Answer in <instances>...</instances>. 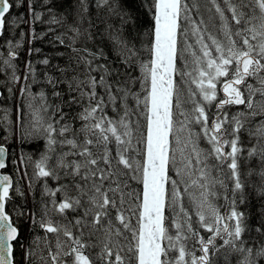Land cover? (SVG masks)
<instances>
[{
	"label": "snow or ice",
	"instance_id": "obj_1",
	"mask_svg": "<svg viewBox=\"0 0 264 264\" xmlns=\"http://www.w3.org/2000/svg\"><path fill=\"white\" fill-rule=\"evenodd\" d=\"M17 249L264 264V0H0V264Z\"/></svg>",
	"mask_w": 264,
	"mask_h": 264
},
{
	"label": "trees",
	"instance_id": "obj_2",
	"mask_svg": "<svg viewBox=\"0 0 264 264\" xmlns=\"http://www.w3.org/2000/svg\"><path fill=\"white\" fill-rule=\"evenodd\" d=\"M21 11H22V9H21ZM13 12H15V9H13ZM37 46H39V44ZM22 256H23L22 251L19 250V249H17V251H16V258H17V260H20L21 261V264H22Z\"/></svg>",
	"mask_w": 264,
	"mask_h": 264
}]
</instances>
